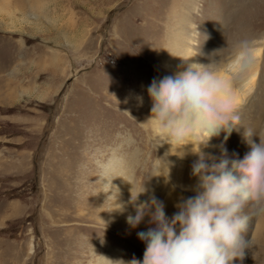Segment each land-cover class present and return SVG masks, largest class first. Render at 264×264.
I'll return each mask as SVG.
<instances>
[{
	"label": "rangeland",
	"instance_id": "1",
	"mask_svg": "<svg viewBox=\"0 0 264 264\" xmlns=\"http://www.w3.org/2000/svg\"><path fill=\"white\" fill-rule=\"evenodd\" d=\"M243 41L262 54L233 84L239 131L207 147L165 142L149 120L152 80L186 47L233 78ZM245 129L264 139V0H0V264L142 260L137 233L154 225L127 223L131 195L147 189L137 203L154 194L171 217L195 194L196 152L242 159ZM244 264H264V228Z\"/></svg>",
	"mask_w": 264,
	"mask_h": 264
},
{
	"label": "clouds",
	"instance_id": "2",
	"mask_svg": "<svg viewBox=\"0 0 264 264\" xmlns=\"http://www.w3.org/2000/svg\"><path fill=\"white\" fill-rule=\"evenodd\" d=\"M253 60L252 49L243 41L232 79L195 63L154 78L147 92L152 102L149 120L158 135L178 144L200 138L207 147L222 132L227 140L233 131H239L241 102L233 84L251 70ZM253 134L245 129L250 151L242 159L229 158L226 149L219 159L196 152L198 158L192 165V176L197 178L195 194L181 198L171 217L164 201L154 194L137 203L147 189L131 195L129 203L135 214L127 216V223L135 228L148 216L154 227L137 233L145 244L142 260L133 257L122 264H244L250 248L249 224L254 216H264V139L259 137L257 143ZM104 172L101 179L105 184L117 177H109V166ZM118 209L124 211L125 205Z\"/></svg>",
	"mask_w": 264,
	"mask_h": 264
},
{
	"label": "bare ground",
	"instance_id": "3",
	"mask_svg": "<svg viewBox=\"0 0 264 264\" xmlns=\"http://www.w3.org/2000/svg\"><path fill=\"white\" fill-rule=\"evenodd\" d=\"M252 49V52H253V56L256 57V59H259L261 57V48L258 47V48H254V47H250ZM186 52L184 54H181V53H178V54H174L173 56V59L170 61L171 62V66H173V68L171 70H167V69H164L162 71V74H169V75H172L174 73H176L177 71H183L186 69V67L189 65V64H193V61H190L191 59V56L193 57V53L191 50H187V47H186ZM177 58H181L182 59V65H178L175 60H177ZM235 61V59L233 60V62ZM255 62V61H253ZM235 64V63H234ZM234 64L232 66V68L234 67ZM258 62L254 65H252V68L257 66ZM223 76H225L226 78L228 79H232V77L230 75H226L224 74ZM252 78V77H251ZM201 142L202 140L200 138H196V139H193L191 141V144L192 145H201ZM166 210V208H165ZM264 228V222L263 221H259L257 220V222L255 223V226L253 228V231H252V234L251 236L249 237L250 239V245L254 244L256 242V236H257V233L262 230Z\"/></svg>",
	"mask_w": 264,
	"mask_h": 264
}]
</instances>
